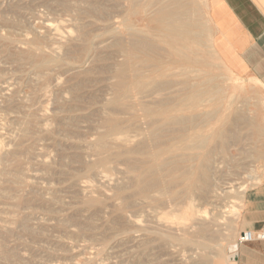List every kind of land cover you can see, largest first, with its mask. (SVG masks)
<instances>
[{
  "label": "rangeland",
  "instance_id": "obj_1",
  "mask_svg": "<svg viewBox=\"0 0 264 264\" xmlns=\"http://www.w3.org/2000/svg\"><path fill=\"white\" fill-rule=\"evenodd\" d=\"M148 1L0 0V264L237 263L241 213L228 208L264 182V145L253 130L264 124V86L217 48L206 0H187L207 31L194 48L207 65L193 63L190 79L213 78L223 92L218 109L236 117L238 135L194 190L193 220L163 218L185 198L135 189L132 165L142 155L113 158L97 147L110 116L130 138H111L113 150L141 148L148 134L141 110L130 122L131 111L112 107L124 62L118 42L156 40L149 17L172 0L145 10ZM213 103L206 98L199 110Z\"/></svg>",
  "mask_w": 264,
  "mask_h": 264
},
{
  "label": "bare ground",
  "instance_id": "obj_2",
  "mask_svg": "<svg viewBox=\"0 0 264 264\" xmlns=\"http://www.w3.org/2000/svg\"><path fill=\"white\" fill-rule=\"evenodd\" d=\"M132 4V10L136 11L140 4L134 1ZM153 4L154 0H150L144 3L143 8L147 10ZM189 4L187 0H172L151 14L149 18L154 24L152 32L157 41L155 37L147 39L137 36L129 45L118 42L124 62L120 64L117 74L119 82L114 87L112 107L116 112L131 111L130 122L136 121L135 112H143L149 131L140 140L141 148L137 145L123 150L112 149L111 138L117 142L130 139L123 127L124 121L117 116L106 119L109 132L97 141V147L111 153L113 158L123 154L142 155L132 165L136 172L133 186L148 197L151 192H167L174 197L185 198L177 213H163V218L175 219L180 224L193 220L195 208L192 194L202 177L208 174L217 151L221 148L227 150L232 139L238 135L236 117L230 118L229 114L218 109L223 92L211 86L213 78L204 74L199 75L196 81L190 79V73L194 72L191 70L193 63L207 65L203 52L194 49L195 45L205 42L207 31L199 20L200 9L196 6L192 8ZM192 10L199 18H192ZM158 40L165 46L158 44ZM85 41V49L89 51L93 39L85 38ZM206 98L214 100V108L199 110ZM253 130L264 145V124L255 122ZM259 154L264 156V150ZM256 181L260 182L261 178L257 176ZM243 190L240 185L238 191ZM242 208L241 199L228 210L234 215L240 214ZM199 232L201 234L203 230ZM163 236L166 239L172 237L168 233ZM184 238L186 242H193L189 237ZM233 247L231 244L230 248Z\"/></svg>",
  "mask_w": 264,
  "mask_h": 264
},
{
  "label": "crops",
  "instance_id": "obj_3",
  "mask_svg": "<svg viewBox=\"0 0 264 264\" xmlns=\"http://www.w3.org/2000/svg\"><path fill=\"white\" fill-rule=\"evenodd\" d=\"M206 3L217 48L227 53L231 64L238 65L264 86V0ZM239 224L241 231L264 225V182L244 196ZM236 264H264V240L238 244Z\"/></svg>",
  "mask_w": 264,
  "mask_h": 264
},
{
  "label": "built area",
  "instance_id": "obj_4",
  "mask_svg": "<svg viewBox=\"0 0 264 264\" xmlns=\"http://www.w3.org/2000/svg\"><path fill=\"white\" fill-rule=\"evenodd\" d=\"M264 240V225L259 229L244 230L239 233L238 242L241 244L263 241Z\"/></svg>",
  "mask_w": 264,
  "mask_h": 264
},
{
  "label": "water",
  "instance_id": "obj_5",
  "mask_svg": "<svg viewBox=\"0 0 264 264\" xmlns=\"http://www.w3.org/2000/svg\"><path fill=\"white\" fill-rule=\"evenodd\" d=\"M234 257V256H233ZM236 259L238 258V255L236 254V257H235Z\"/></svg>",
  "mask_w": 264,
  "mask_h": 264
}]
</instances>
